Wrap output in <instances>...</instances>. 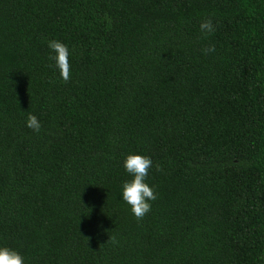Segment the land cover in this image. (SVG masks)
I'll return each instance as SVG.
<instances>
[{
    "label": "trees",
    "instance_id": "16d2710c",
    "mask_svg": "<svg viewBox=\"0 0 264 264\" xmlns=\"http://www.w3.org/2000/svg\"><path fill=\"white\" fill-rule=\"evenodd\" d=\"M129 154L153 162L142 220L122 199ZM0 247L24 264H264V0H0Z\"/></svg>",
    "mask_w": 264,
    "mask_h": 264
},
{
    "label": "clouds",
    "instance_id": "9594fccd",
    "mask_svg": "<svg viewBox=\"0 0 264 264\" xmlns=\"http://www.w3.org/2000/svg\"><path fill=\"white\" fill-rule=\"evenodd\" d=\"M200 30L205 37L215 31L211 18L205 19L200 23ZM47 46L55 53L49 59L55 62L60 78L65 82L69 81L71 79L72 66L69 60L70 51L68 46L58 40L49 41ZM215 50L213 45L202 49L206 55L215 52ZM26 126L35 132H39L41 129L38 118L32 114L27 116ZM152 164L150 157L140 154H129L123 162L124 169L132 179L122 185V199L130 206L131 212L137 220H142L151 211L149 201L157 199L154 189L146 183ZM156 167L159 171L160 166L157 165ZM0 264H24V257L14 249L0 247Z\"/></svg>",
    "mask_w": 264,
    "mask_h": 264
}]
</instances>
